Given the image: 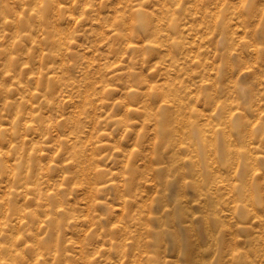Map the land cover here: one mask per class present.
I'll list each match as a JSON object with an SVG mask.
<instances>
[{"label": "clouds", "instance_id": "obj_1", "mask_svg": "<svg viewBox=\"0 0 264 264\" xmlns=\"http://www.w3.org/2000/svg\"><path fill=\"white\" fill-rule=\"evenodd\" d=\"M0 264H264V0H0Z\"/></svg>", "mask_w": 264, "mask_h": 264}]
</instances>
